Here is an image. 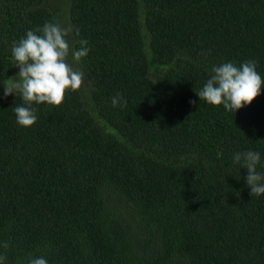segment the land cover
Returning a JSON list of instances; mask_svg holds the SVG:
<instances>
[{"label": "trees", "instance_id": "1", "mask_svg": "<svg viewBox=\"0 0 264 264\" xmlns=\"http://www.w3.org/2000/svg\"><path fill=\"white\" fill-rule=\"evenodd\" d=\"M46 22L90 52L81 88L24 128L3 83L13 42ZM249 60L251 105L199 100L213 67ZM248 150L264 173V0H0L3 264H264V194L232 162Z\"/></svg>", "mask_w": 264, "mask_h": 264}, {"label": "clouds", "instance_id": "2", "mask_svg": "<svg viewBox=\"0 0 264 264\" xmlns=\"http://www.w3.org/2000/svg\"><path fill=\"white\" fill-rule=\"evenodd\" d=\"M73 29L59 22H46L42 27L28 30L26 37L13 42L12 59L19 72L9 77L4 84V97L20 95L24 104L14 109L16 123L24 128L37 121L33 104L59 106L67 90L72 92L81 88L84 74L73 67L86 57L90 48L88 41L70 40ZM79 36V30L75 32ZM78 43L79 48L74 47ZM71 58V63L69 62ZM262 78L256 71V62L249 60L239 66L225 62L211 69L210 78L196 95L199 100L213 106L223 107L234 114L243 107L249 106L261 94ZM112 106L124 107L127 101L120 93L112 98ZM191 103H195L192 101ZM261 155L257 151L237 152L233 156V165L241 164L247 170L246 186L250 196L264 194V173L257 171ZM239 180V179H237ZM4 249L8 244L3 245ZM7 259L0 254V264ZM28 264H48L43 257L31 258Z\"/></svg>", "mask_w": 264, "mask_h": 264}]
</instances>
